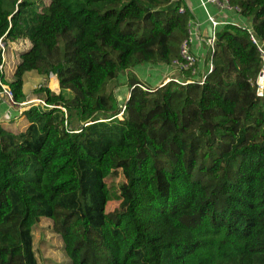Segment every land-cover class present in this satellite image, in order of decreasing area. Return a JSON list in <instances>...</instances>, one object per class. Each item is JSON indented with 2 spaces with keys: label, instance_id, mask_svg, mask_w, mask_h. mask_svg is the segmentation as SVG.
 <instances>
[{
  "label": "trees",
  "instance_id": "16d2710c",
  "mask_svg": "<svg viewBox=\"0 0 264 264\" xmlns=\"http://www.w3.org/2000/svg\"><path fill=\"white\" fill-rule=\"evenodd\" d=\"M229 2L264 44V0ZM38 6L0 0V38L30 43L4 83L20 104L26 72L52 73L71 98L39 87L51 108L23 111V132L0 126V264H37L31 230L40 218L60 236L66 264H264V87L258 97L248 34L217 30L203 85L145 91L129 72L177 58L189 19L177 4ZM120 76L121 119L106 91ZM117 170L119 205L106 213L105 178Z\"/></svg>",
  "mask_w": 264,
  "mask_h": 264
},
{
  "label": "built area",
  "instance_id": "2783aa9c",
  "mask_svg": "<svg viewBox=\"0 0 264 264\" xmlns=\"http://www.w3.org/2000/svg\"><path fill=\"white\" fill-rule=\"evenodd\" d=\"M184 0H170V3L177 4V12L179 14H184L187 12L184 4ZM199 5L203 9L206 15V21L210 26L211 33L208 37H202L200 34L197 33L196 29L191 28V20L190 17L187 23V37L182 40L179 45L178 49V56L177 58L173 59L170 62V67L172 68L173 72L177 74L176 77L174 76H167L164 82L159 86H163L167 83H173L177 86H185L187 84H198L203 85L205 82V78L207 74L212 71V53L213 47L215 43V34L218 29L225 28V27H233L240 31L245 32L248 34L249 40L254 44L256 47V51L258 53V57L260 59V68L258 74L256 76L254 86L257 90L258 82L262 81L264 87V44L254 36L252 33V29L250 25H247L242 19L241 10L238 6H233L230 4L229 0H198ZM213 6L217 10V16H213L209 14L207 8L208 6ZM223 12H231L236 16V20L228 21L222 19ZM197 43L196 48L194 51L192 50L193 44ZM3 38H0V102L4 103L9 108H16L18 104L13 101L12 92L8 88V86L4 83V67H5V53L7 51V45ZM10 45V44H9ZM10 49V47H9ZM206 57L207 62L202 60V57ZM171 75V74H170ZM47 79H55L56 76L52 73H49L46 76ZM57 81V80H56ZM142 90H148L149 87L146 85L137 84ZM153 90L155 88H152ZM263 90V88H262ZM257 95V93H256ZM262 95V94H261ZM260 95V96H261ZM259 96V95H257ZM38 104V103H37ZM38 107L40 109H48L51 106L47 105L43 100L39 101ZM124 105L119 107V114L118 118L121 119V115L124 111Z\"/></svg>",
  "mask_w": 264,
  "mask_h": 264
},
{
  "label": "rangeland",
  "instance_id": "374dc122",
  "mask_svg": "<svg viewBox=\"0 0 264 264\" xmlns=\"http://www.w3.org/2000/svg\"><path fill=\"white\" fill-rule=\"evenodd\" d=\"M31 1L34 2V6L37 8V12H40L41 7L38 6V3L41 2L42 5L44 6V5H47L50 0H31ZM9 47L10 45L8 44L7 51L5 53V61H6V56L8 54ZM6 65L7 63L5 62V67H4L5 82L7 78H9L10 81H12V76L10 75L12 70H10V68L7 69ZM151 75L153 76V74ZM31 76H36V78H38V75L33 72L26 74L24 76V84L22 87L24 90V93H26L27 97H30L29 99H31L27 101V102H30L29 104L38 106L39 101H40L39 97L36 98V97H33L32 95H35L34 90H36L39 87H46L49 91L54 92L55 94H59L61 92V94L65 98H71L70 91H60L59 90L58 83H57L58 81H55V89L53 90L49 87L51 79H47L46 76H43L44 78H42V80H40L39 82L29 83V79L31 78ZM147 76H149L148 73H147ZM138 81H140L142 85H146L149 88L156 87V85H151L149 84V82L144 81L141 78ZM157 88L159 87H156L155 89ZM106 91L111 92L115 96V101L118 107L123 105L122 104L123 98L127 91L126 81L124 80L123 76H120L119 80L108 82L106 86ZM63 116L66 118V113L64 110H63ZM67 117H68V113H67ZM72 121L75 122L74 119ZM193 173L195 177L199 176L200 172L198 171V166L194 169ZM122 181H124V175L119 170L114 171L112 174L108 175L105 178V183L110 188L109 191H110V197H111V200L105 205L106 213H112L115 209H117L119 205V200L115 199V194H116L115 192L118 187V183ZM31 235H32V250L36 258L37 264H66L68 263V259L63 251V244H62L61 238L58 234L53 232L52 223L49 219L40 218L33 225L32 230H31Z\"/></svg>",
  "mask_w": 264,
  "mask_h": 264
},
{
  "label": "crops",
  "instance_id": "0c3cea01",
  "mask_svg": "<svg viewBox=\"0 0 264 264\" xmlns=\"http://www.w3.org/2000/svg\"><path fill=\"white\" fill-rule=\"evenodd\" d=\"M183 4L192 22L191 28L196 29L197 33L200 34L202 37H205V36L207 37L208 34H207L206 28L209 25L206 21V15L203 9L201 8V6L199 5L198 0H184ZM207 10L209 14L213 16H217V17L219 16L217 15L216 8L213 6L209 5ZM222 19L232 21V20H236V16L231 12H223ZM242 20L247 25L251 26L249 18H244ZM9 44H10V49L8 50V54L6 56V63H7L6 66H7V69L10 68V70H12L10 75L13 76L14 68L19 62V55L30 48V43L26 39H20V40H17ZM196 45L197 43L194 42L192 46L193 51L196 48ZM202 60L204 62H207V59L205 56L202 57ZM31 72H26L23 75L22 87L24 84V76ZM129 73H132L136 77L137 81L140 80L141 78L144 81L149 82V84L151 85H156V87H159L162 84V82L166 80L165 78L167 76H174V77L177 76V74L173 72L170 65H167V64L166 65L164 64L138 65L132 70H130ZM147 73L149 74V76H147ZM151 74H153V76ZM42 78L44 77L41 75H38V78H36V76H31V78L29 79V83L39 82L40 80H42ZM6 82H10V79L7 78ZM138 82L140 83V81ZM22 92L24 95V101L18 104L16 108H9L4 103L0 102V126L14 133L23 132L29 124L26 118L24 117V115L22 114V112L27 110L30 106H32L31 104H29L30 102H27L28 100H31V99H29L30 97H27L26 93H24L23 88H22ZM32 96L36 98L39 97L40 100L43 99L42 96L37 95V94L32 95Z\"/></svg>",
  "mask_w": 264,
  "mask_h": 264
},
{
  "label": "bare ground",
  "instance_id": "6f19581e",
  "mask_svg": "<svg viewBox=\"0 0 264 264\" xmlns=\"http://www.w3.org/2000/svg\"><path fill=\"white\" fill-rule=\"evenodd\" d=\"M55 81L56 80H54V79H51V82H50V85H49V87L51 88V89H55ZM262 88H263V83H262V81H259L258 82V88H257V90H256V93H257V95H261V93H262Z\"/></svg>",
  "mask_w": 264,
  "mask_h": 264
},
{
  "label": "water",
  "instance_id": "95a60500",
  "mask_svg": "<svg viewBox=\"0 0 264 264\" xmlns=\"http://www.w3.org/2000/svg\"><path fill=\"white\" fill-rule=\"evenodd\" d=\"M15 11H17V8L15 9ZM207 34H208V37L210 36V33H211V29H210V26H207Z\"/></svg>",
  "mask_w": 264,
  "mask_h": 264
}]
</instances>
